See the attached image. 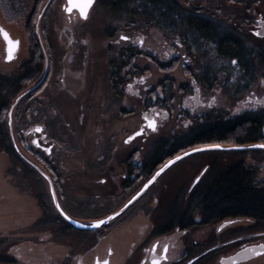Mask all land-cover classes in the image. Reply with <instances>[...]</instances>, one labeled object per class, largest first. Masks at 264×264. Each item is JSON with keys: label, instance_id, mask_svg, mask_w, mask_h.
Returning a JSON list of instances; mask_svg holds the SVG:
<instances>
[{"label": "flooded vegetation", "instance_id": "af4514ba", "mask_svg": "<svg viewBox=\"0 0 264 264\" xmlns=\"http://www.w3.org/2000/svg\"><path fill=\"white\" fill-rule=\"evenodd\" d=\"M105 1L95 0L82 19L76 10L67 12L66 0H50L37 34L41 4L36 10L32 0L35 19L29 29L25 22L24 38L0 23L20 42L8 61L0 36V129H9L13 103L28 92L15 108V144L8 135L12 155L0 153L8 160L2 167L5 187L0 186V264H76L127 226H137L134 238L143 242L131 256L127 252L124 264H152L153 259L161 264L264 263V255L255 254L264 251L259 247L264 244V149L247 148L264 145V123L259 140H237L242 117L264 114V95L251 90L245 100L238 97L233 111L241 104L254 108L230 116L222 67L209 68L203 78L189 72L190 85L177 99L172 85L167 91L147 84L141 66L144 57L156 62L150 49L161 50L157 60H167L171 68L177 48L187 49L189 64L194 47H205L216 51L219 62L229 60L252 77L250 65L264 63V35L254 34H264V0H129L118 11ZM103 9L126 21L102 30L97 24ZM144 28L159 39L146 41ZM247 30L263 40L258 48L240 40ZM177 107L185 130L177 131L184 125L176 126ZM166 128L168 137L151 142ZM226 131L231 138H223ZM213 145L222 149L179 160L105 226L77 229L55 213L51 190L70 218H108L168 161ZM7 201L27 209L3 213ZM242 252L251 257L233 262ZM112 254L110 248L93 264H113Z\"/></svg>", "mask_w": 264, "mask_h": 264}, {"label": "rangeland", "instance_id": "374dc122", "mask_svg": "<svg viewBox=\"0 0 264 264\" xmlns=\"http://www.w3.org/2000/svg\"><path fill=\"white\" fill-rule=\"evenodd\" d=\"M34 3L32 0H0V23L1 25L11 31L13 35H19L21 37L24 36V28H25V22L28 17H30V13L32 9L34 8ZM12 17H19L17 22H8V18ZM124 17L117 16V15H111L110 13L106 12L104 9L102 12H98V24L97 26L101 28L102 30L105 29V27L111 26V25H117L121 26L124 20ZM145 24V22H144ZM139 26V25H138ZM142 27V25H140ZM145 31L146 35V41L149 43L155 42L156 39H159L158 35L155 31L149 28L148 31L146 29H143ZM184 36V35H183ZM24 38V37H23ZM240 40L245 41L250 45V47L258 48L259 43L263 40L257 39L252 34L251 30H247V32H241L240 34ZM195 41V40H193ZM24 44V42H23ZM25 45V44H24ZM150 46H152L150 44ZM201 46V45H200ZM262 46V45H261ZM200 47H194L192 51V55L194 58V61L192 63H186L185 61V53L187 52V49L183 46L181 49L177 48L176 54L178 56L177 62L175 65H172L171 68L168 64V61L161 58V60H157V57H160L159 55L163 54L161 50L155 49L150 51L155 54L154 58L156 59V62H152L147 57L142 59V67L144 69V73L146 75V83L153 85L154 88L158 89H165L169 90L171 85L174 87L176 91L178 90L179 93H176L177 99L179 98L178 95L184 90L187 89L190 85V78L188 77V73L191 71H194V75H200L201 78H203V75L205 72L209 69L210 71L216 70L219 67H222L224 70V78H223V87H224V96L226 98L225 105L230 109L227 112H230V116H235L238 114H242L247 110L253 109V105H243L239 107V109L233 111L232 106L236 103V100L238 97H241L240 100H245L246 96L250 94L251 90H255V94L257 95H264V63L258 64L252 66L250 65L249 71L252 73V77L247 78L248 76H251L249 74H244V71L241 70V68H238L236 66H232L229 63V60H225L222 62H219L216 57V51H209L206 50L207 48L198 49ZM147 50L144 51L146 53ZM149 53V52H147ZM151 53V54H152ZM147 55V54H146ZM24 56L22 54L21 58ZM153 59V55H151ZM188 65V66H187ZM195 79V77H194ZM239 93L236 97V93ZM161 93V91H160ZM244 103V102H243ZM187 105H189L187 103ZM182 108L177 107L175 115H176V126L180 122H182L184 125H179L177 128V131L183 130L185 126L187 125L186 121H183L184 114L181 111ZM247 114V113H245ZM168 128V127H167ZM163 129L160 131V133L153 135L150 140L151 142L156 141L157 139L161 138L163 139L164 136L168 137V129ZM185 130V129H184ZM263 156V155H262ZM2 157V156H1ZM7 158L2 157L0 160V186L2 188L5 187V179L3 177L4 171L3 168H5L7 163ZM3 167V168H2ZM2 172V173H1ZM4 191V190H3ZM2 192V190H1ZM9 195V192L7 193ZM11 202V201H10ZM10 202H4L1 209L4 211L3 213H7L9 211L15 212L17 215L19 214V209H27L24 207L25 205H22L20 207L24 208H16V205L10 204ZM12 207V209H11ZM10 217V216H9ZM27 218L24 219L26 221ZM135 227L134 230H132ZM137 226H127L126 228H120L119 230L112 232L111 235H109L101 244H98L95 248L92 247V250L85 253L84 256L79 257V263L80 264H93L94 258L96 256H105L107 255L108 250L110 248L113 250L112 254V262L113 264H124L125 257H127V252H129L130 256L133 253V251L137 248L141 242H143L142 238H134V234H137L136 230ZM147 229V227H146ZM125 230V231H124ZM130 233L129 237L124 236L125 233ZM131 233L132 236H131ZM78 261L76 263H78ZM264 261V260H263ZM256 264H264L262 261L257 262Z\"/></svg>", "mask_w": 264, "mask_h": 264}, {"label": "water", "instance_id": "95a60500", "mask_svg": "<svg viewBox=\"0 0 264 264\" xmlns=\"http://www.w3.org/2000/svg\"><path fill=\"white\" fill-rule=\"evenodd\" d=\"M67 1V9L68 8H71V11H67L68 13H70V12H72L73 10H76L75 8H72L71 7V5H70V3H69V0H66ZM50 2V0H43V3L41 4V7H40V13H39V17H38V19H37V22H36V28H37V34H39V25H40V19H41V17H42V15H43V13H44V11H45V9L47 8V6H48V3ZM94 2H95V0H94ZM94 4V3H93ZM93 6V5H92ZM92 8V7H91ZM90 8V9H91ZM90 9H89V11H90ZM77 11V10H76ZM88 11V12H89ZM27 91L26 92H24V93H22L17 99H16V101L13 103V105H12V107H11V109H10V111H9V113H8V116H7V124H8V130H9V133H10V137L12 138V141H13V143L15 144L16 142H15V138H14V132H13V119H14V113H15V108H16V106H17V103L23 98V97H25L26 95H27ZM259 145H263V144H257V145H253V146H249V147H247V148H261V149H264V147H258ZM194 149H198L197 151H194ZM194 149H191V150H188V151H186V152H184V153H182L181 155H179V156H177V157H180V159H177V157H175L174 159H172V160H170L172 163H169L170 161H168L165 165H167V167H165V165L164 166H162L158 171H157V173L159 172L160 174L157 176L156 174H155V179L153 180V178L150 180V181H152L150 184H149V182H147V185H148V187L156 180V178L157 177H159L163 172H165L169 167H171L173 164H175L176 162H178L179 160H182L183 158H185V157H187V156H189V155H191V154H195V153H198V152H202V151H206V150H216V149H222L221 147H201V148H194ZM19 153H20V150H19ZM186 153H187V155H186ZM21 154V153H20ZM22 155V154H21ZM38 169V168H37ZM161 169H163V171H161ZM39 170V169H38ZM39 172L43 175V176H45L46 177V175L43 173V172H41V170H39ZM147 187V188H148ZM147 188H145V187H143L142 189H140L139 190V195H135L134 197H135V199H133L132 198V202L134 201V200H136L139 196H141L146 190H147ZM51 195H52V201H53V205H54V207H55V211H56V213L61 217V218H63L66 222H68L72 227H74V228H77V229H83V230H95V229H98V228H100V227H102V226H105V225H107L113 218H115L116 216H118L120 213H122L127 207H123L122 209H120L119 211H117L115 214H113V215H111V216H109V217H112V219H109V217L108 218H105V219H102V220H104L105 221V223L104 224H101L99 227H92L91 225H93V224H96L98 221H100V220H98V221H81V220H77V219H74V218H70L63 210H62V208L60 207V205H59V203H58V201H57V198H56V195H55V193H54V191L53 190H51ZM131 202V203H132ZM131 203H128V204H126L127 206H129ZM57 205H59V208L57 207ZM61 211H63V213H64V215H61ZM118 214V215H117ZM65 215L68 217V219H65ZM82 225H83V227H82ZM251 254L252 253H249V254H247V252H242V253H240L239 255H237V258H235V260H233V262H236V261H239V260H243V259H247V258H249V257H251Z\"/></svg>", "mask_w": 264, "mask_h": 264}, {"label": "trees", "instance_id": "16d2710c", "mask_svg": "<svg viewBox=\"0 0 264 264\" xmlns=\"http://www.w3.org/2000/svg\"><path fill=\"white\" fill-rule=\"evenodd\" d=\"M129 0H106L105 4L106 6L110 9V10H119V9H123V4L126 3ZM35 3V7L36 10L38 9V6L40 4L43 3V0H34ZM35 16V15H34ZM34 16H30L26 19L27 23H26V27L29 29L30 27L33 26V22L35 17ZM19 17H12V18H8V22H17ZM34 42V40H32V43ZM226 54L227 52H233L232 50H225ZM254 117V118H253ZM241 122H244V125H242L240 132L237 134V140L240 144H245L248 142H251L253 140H259L260 137V129H261V124L264 123V114L260 115V116H255V115H250V116H244L241 118ZM230 134V135H229ZM9 131L8 129L5 128H1L0 129V153L4 154V155H12V151H11V147L9 145ZM232 133L231 131L225 133V135L223 136V138H231ZM208 138V137H206ZM210 138V137H209ZM208 138V139H209ZM217 138V137H215ZM200 144V143H198ZM3 156V155H0ZM56 213V212H55ZM78 264V263H76Z\"/></svg>", "mask_w": 264, "mask_h": 264}, {"label": "snow or ice", "instance_id": "6c2138e0", "mask_svg": "<svg viewBox=\"0 0 264 264\" xmlns=\"http://www.w3.org/2000/svg\"><path fill=\"white\" fill-rule=\"evenodd\" d=\"M69 3H70L72 8H75L79 12V15H80V17L82 19H87L88 11L92 7V5L94 3V0H69ZM66 10L67 11H71V8H68ZM254 34L257 35V36L264 35V34L259 33V32L254 33ZM0 36H2L4 38L5 43L7 45V47H6V53H7L6 60L11 61L14 58L16 51L18 50L20 42L18 40L12 39L9 36V34L3 28H0ZM121 39L126 40V39H128V37L122 36ZM140 42H141V44L143 43L142 40ZM232 63L235 64L236 61L233 60ZM141 82H143V81H141ZM149 126L152 128L153 131H155L156 125H155L154 121H150L149 122ZM36 131H40V129H36ZM140 134L141 133H139V132L137 133V135H140ZM129 139H132V137H130ZM210 147H219V146L218 145H213V146H210ZM258 147H264V145H259ZM197 150L198 149H194V151H197ZM45 151H47V149H45ZM186 155H187V153H186ZM177 159H180V157H177ZM169 163H172V162L170 161ZM165 167H167V165H165ZM161 171H163V169H161ZM159 174L160 173L158 172L156 175L158 176ZM154 179H155V177H153V180ZM151 182L152 181H149V184ZM144 187L147 188L148 185L146 184ZM137 195H139V193ZM133 199H135V197H133ZM131 202L132 201H129V203H131ZM57 207L59 208V205H57ZM125 207H127V205H125ZM61 215H64L63 211H61ZM65 219H68V217L66 215H65ZM109 219H112V217H109ZM104 223H105L104 220H100L96 224H93L91 226L92 227H99L101 224H104ZM82 227H83V225H82ZM259 247H260V249L264 250V244L259 245ZM245 251L255 252V249H245ZM164 252L165 253L167 252V247H165ZM255 254L256 255H264V251L255 252ZM163 258L166 259L167 257L164 256ZM103 264H109V262L107 260H104ZM152 264H161V261L159 259H153L152 260Z\"/></svg>", "mask_w": 264, "mask_h": 264}]
</instances>
